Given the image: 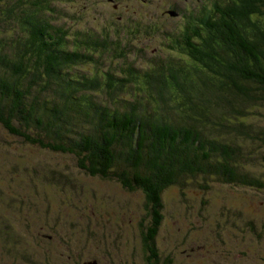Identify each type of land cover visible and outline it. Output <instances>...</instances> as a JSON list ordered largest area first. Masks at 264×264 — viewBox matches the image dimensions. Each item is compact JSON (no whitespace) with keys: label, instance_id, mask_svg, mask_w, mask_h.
I'll return each mask as SVG.
<instances>
[{"label":"trees","instance_id":"1","mask_svg":"<svg viewBox=\"0 0 264 264\" xmlns=\"http://www.w3.org/2000/svg\"><path fill=\"white\" fill-rule=\"evenodd\" d=\"M54 3L0 0V157H17H8L11 179L24 159L36 163L25 167L35 194L0 171V264L38 256L41 209H52V191L75 188L71 168L35 161L37 151L67 156L81 175L140 195L138 263L175 264L158 244L168 195L193 197L201 212L221 194L231 198L222 186L264 197V0L173 3L179 29L161 18L73 32ZM142 33L162 35L169 55L152 62L132 40ZM244 205L247 213L225 207L226 228L230 214H260ZM89 220L97 230L81 253L90 254L104 225ZM258 225L244 233L261 238Z\"/></svg>","mask_w":264,"mask_h":264},{"label":"rangeland","instance_id":"2","mask_svg":"<svg viewBox=\"0 0 264 264\" xmlns=\"http://www.w3.org/2000/svg\"><path fill=\"white\" fill-rule=\"evenodd\" d=\"M150 1L153 0H55L54 7L60 22L70 26L72 32L107 29L121 21L128 23L127 26L130 23L131 26L137 21L148 22L161 18L169 27L179 29L181 13L180 16H168L170 12L181 11L173 3L179 8H184L186 3L195 7L197 3L210 2V0H162L161 10L154 1L153 4H148ZM142 34L133 37L132 40L137 46L147 49V56L151 61H156L159 56L169 55V48L163 42L162 35L157 34V37L152 36V33ZM34 153L40 155L34 157L35 161L43 160L41 158L43 157L49 163L60 162L66 169L71 168L68 172L75 183V188L70 185L60 194L58 191H52L51 194L56 199L55 204L51 210L48 211L46 207L39 213L43 217L38 233H45L43 243L37 252L41 261L35 259L38 256L33 259L26 256L17 264H79L78 260L83 264H137L141 260L140 257H136L141 249V239L133 234V229L139 226L141 210L143 212L142 206L139 205L140 195L125 192L119 184L81 175L67 156L39 151ZM8 157L17 159L13 155L0 157L3 179L12 182L16 189L28 188L24 190H33L35 194L36 191L29 184V170L25 167L28 162L36 163L24 159L19 172L21 177L16 175L15 179H11V175L16 173L11 165L7 164ZM18 178H22L25 183L20 185ZM220 188L222 192L230 193L231 198L226 201L222 194L215 197L213 207L204 212H201V206L193 197L192 200H184L172 193L174 191L169 192L172 196L168 195L166 198L167 207L163 212L165 221L158 244L164 256L168 253L173 255L175 264H264V234L258 238V233H244L245 229L250 231L249 226L253 230H258L252 224L259 226L258 221L264 223V197L260 195L258 197L246 190H230L224 186ZM80 189L85 192L82 193ZM247 203L251 204L252 208L259 207L260 214H230L234 215V218L226 228L228 219L225 217V207L247 213L248 209H244L246 207L244 204ZM89 219L95 224L103 222L104 225L100 231L99 246L92 244L94 251L99 254L98 258L92 256L96 254L94 251L90 254L88 251L81 253L85 248V242L94 240L92 230H97L94 226L92 230L87 227L92 223ZM57 221L60 222L59 225ZM53 228H57L55 233H58V238L53 236ZM69 238L71 243L68 241ZM0 250L5 252L3 249ZM13 262L15 263V260ZM4 264L13 263L7 260Z\"/></svg>","mask_w":264,"mask_h":264},{"label":"water","instance_id":"3","mask_svg":"<svg viewBox=\"0 0 264 264\" xmlns=\"http://www.w3.org/2000/svg\"><path fill=\"white\" fill-rule=\"evenodd\" d=\"M172 15H174L173 13H171Z\"/></svg>","mask_w":264,"mask_h":264}]
</instances>
